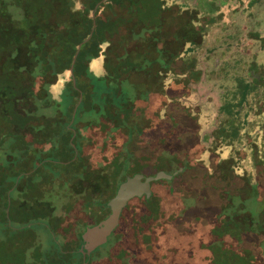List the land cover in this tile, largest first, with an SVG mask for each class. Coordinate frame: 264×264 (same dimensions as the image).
I'll return each instance as SVG.
<instances>
[{"label": "rangeland", "instance_id": "1", "mask_svg": "<svg viewBox=\"0 0 264 264\" xmlns=\"http://www.w3.org/2000/svg\"><path fill=\"white\" fill-rule=\"evenodd\" d=\"M174 1L184 7L188 3L194 5L200 16L210 20L209 25L204 21L203 27L199 20L196 23L202 30L210 29L205 43L196 37L201 42L196 47L199 59L196 69L203 72L200 77L186 72L175 74L167 69L179 54L162 46L164 36L167 39L169 35L165 30L171 17L161 19V15ZM138 3L128 0H0V186L11 187V213L20 205L27 210L28 220L24 227L29 240L5 242L8 237L0 222V264H44L37 260V253L49 264L56 252L53 248L62 246L59 237L69 227L58 230L57 216L65 215L66 218L69 214L64 210L77 201L78 193L83 190H87L85 201L91 196L94 202L99 199L91 191L102 190L103 198L107 196L104 185L97 182L98 174L107 163H116L123 143L127 147V129L131 127L136 131L145 127V133L134 135L130 143V148L140 157L154 156L151 143L162 142L165 134L173 137L175 129L164 131L165 121L160 125L164 133L159 132L156 125L159 116H150L149 122L143 118L145 102L142 100L154 84V73L160 67L166 72L163 78L165 93L157 94L152 101L154 105L147 106L146 110L150 113L160 107V114L166 119L185 120L183 116H187L183 134L185 138H195L194 142L208 132L216 133L217 126L219 132L224 128L232 134L226 113L229 110L233 116L234 110L240 108L243 81L251 79L252 84L249 103L239 109L249 112L242 140L220 141L217 137L214 141L205 137L207 143L202 144L199 152H191L192 163L193 159L198 161L188 172L177 174L170 182V186H174L172 194L162 184L153 183L152 190L160 198L165 212L156 222L159 223L157 253L168 251L166 242L174 245L176 238H187L188 247L183 252L195 255L199 249L197 240L207 242L223 236L218 233L219 226L236 231L229 229V212L221 210L230 192L241 199L239 211L244 218L240 222L251 223L249 231L243 230L240 234L236 231V236H246L242 245L251 249L254 258L258 256L259 264H264V213H261L264 203L257 198L248 201L250 185L247 181L251 176L256 185L264 187V129L260 127L264 121V101L257 98L264 96V76L260 79L254 66L249 71L250 64L264 67V0H209L208 3L205 0H138ZM230 3L233 4L231 9ZM256 33L261 34L260 37L256 38ZM172 38L179 40L180 33H174ZM154 42L157 46L153 50L150 46ZM123 44L127 52L119 55ZM46 45L50 48H43ZM187 46L193 45L187 43ZM182 66L178 61L174 71H182ZM24 77H29L36 93L29 86L28 96L19 94ZM107 98L117 105L108 113L104 109ZM233 99L231 106L226 103ZM122 103L133 104L131 112L137 118L123 124L126 134L116 132L122 120L118 124L107 121L108 117L119 119L118 106H123ZM223 103L224 109L226 103V113L219 114V106ZM14 104L31 118L42 117L39 124L31 121L17 130L16 126L5 122L3 110L10 111ZM27 105L33 109L27 110ZM138 119L142 120L136 123ZM241 120L237 121V126ZM11 123L18 124L17 121ZM166 125L175 126L176 122L171 119ZM69 137L70 145L66 143ZM70 159L72 161L67 163ZM85 164L88 171L85 178L69 182V178L76 175L75 170ZM155 166L164 171V166ZM143 171L149 174L155 170L147 166ZM107 174L110 179L112 171ZM38 179L47 181L43 190L38 188ZM181 182L184 187H180ZM80 201L81 196L77 205L78 224L70 226L77 232L82 229L80 220H88L87 213L85 215L81 209L85 202L83 200L81 206ZM136 202L133 199L131 205L137 206ZM11 223V233H18L20 223L13 219ZM165 226L168 229L164 231ZM7 246L10 250L5 256ZM94 250V255L104 252ZM78 251L82 252L81 248ZM78 251L72 250L63 264H78ZM162 261L171 264L172 260L168 257ZM131 264L147 263L139 260Z\"/></svg>", "mask_w": 264, "mask_h": 264}, {"label": "trees", "instance_id": "2", "mask_svg": "<svg viewBox=\"0 0 264 264\" xmlns=\"http://www.w3.org/2000/svg\"><path fill=\"white\" fill-rule=\"evenodd\" d=\"M82 1H88V0H82ZM128 1L130 3L134 2L135 4H140L138 3V0H128ZM205 1H207V3L209 2V0H205ZM118 4L119 3H117V5ZM232 5L233 4L228 5V7L231 9ZM136 6L137 5H135V7ZM216 7L218 8V6ZM39 16L41 15L39 14ZM166 16L171 17V21L167 23L169 30L168 29L165 30V33L169 35L167 39L163 35L165 43H163L162 46L163 48L168 49L172 53L179 54V57L176 60V62L174 64H170L169 66L170 68H167L168 71H170L171 73H175V74H178L180 72L192 73L200 77L201 69H198V70L196 69V64H197V61L199 60L196 55V51H197L196 47H198L197 45H201V42H198L196 40V37H199L203 42L204 37H206V35L210 33L209 32L210 29L207 30V27H206L202 30V28L196 25V23L199 20L198 23H200V26L203 27V24H205L204 21H208L206 24L209 25L210 20L205 19V17L200 16L198 14L196 7H194V5L190 3H188L186 7H184L182 3L180 6V4L176 2L172 5H167V7L164 9V12H162L161 19H166ZM39 20H41V18L38 19V21ZM166 22H167L166 20L162 21L163 24H166ZM217 26L218 24L215 27ZM211 29H214V28H211ZM176 32L180 33L179 40H174L172 38V35ZM260 35L261 34L256 33V38L257 36L260 37ZM263 38L264 37H262V39ZM137 41H141V40H137ZM187 43L189 44L191 43V45L193 46L186 47ZM120 46H121L120 49H123V51L122 50L118 51L119 55L121 54V52L122 53L124 51L127 52L126 51L127 48L124 44ZM156 46H157V43L154 42L152 46H150V48L154 50ZM43 48H50V47H47L46 45ZM26 49L28 48L26 47ZM28 52H29V49L27 53ZM189 55H191V57H189ZM178 61H180L183 64V66L181 69L182 71L176 72L174 71L175 70L174 65H176ZM253 66L255 67L254 71L259 74L260 79H261L262 76H264V67H262L261 65L259 66L257 64H250L249 71ZM154 74H155L154 84L150 86V89L146 93L145 99L142 100L143 102H145V106H143V109H144L143 118H144V121L149 122L150 116H153L152 118H156V116H159L160 118L156 121V125L158 126L159 132L163 134L164 131L168 132L169 130L172 131L173 129H175L174 135L172 137V136H169L168 134H165L166 135L165 139L160 143H156V145H154L153 142L151 141V139H154L155 136L153 138L151 137L149 142H152L151 149L153 151L152 153L154 156L148 155V154L147 155L145 154L143 157L138 156L135 153V151H133L130 148V143H132V138L134 135L142 136L145 133V127L140 128V130H136V131L135 129H132L131 127L127 129L124 126L126 122L129 120L131 121V119L135 118V116L133 115V112H131L133 110L134 105L122 103L123 106L121 105L118 106V109L121 110L118 115L119 119L116 120V118L112 119L111 117H108L107 121L110 123L113 120L114 122H116V124H118L119 122H121L120 120H122V123L118 124V126L116 127L117 128L116 132L123 131L124 133V131L126 132V129H127L128 134H126L127 132L124 133L128 137L127 139L128 143H125L127 147H125L123 143V145L120 146V149L122 148V150L120 152V155L117 158L116 163L114 165H110L109 163H107L108 165L106 164V166H103L101 168L100 173L98 174L99 180H97V182L101 183V185H104L102 187L105 188L104 191L107 192V196L105 198H103L104 194L103 192H101L102 190L101 191L97 190L96 193H93L91 191L92 195L98 196L99 198L95 202H94V196H91V198H88L89 201L88 200L85 201L84 196L86 194L85 191L87 190H83V192L78 193L79 196L77 198V205L79 204L78 200L81 196L80 205L81 203H83V200L85 202L84 206L81 205L82 212L85 215L87 213V216H88V220L84 223V225H82V230L80 234L84 232L85 230L84 228L86 225H88V223L93 224V225L97 224L100 220L104 219L108 215L110 210H109V207L107 206V201L110 200V198L114 195L118 184L121 181H123L126 176L132 175L137 172H141L147 166H150L155 171H161L162 167L160 166L156 167L155 166L156 164L164 166L163 170L166 173L173 174L174 171H177L178 174H181V173H185L186 171L188 172V170H190V168L194 166L193 164L198 161V159H193V163H192L191 152L194 151L195 154L199 152L200 150L199 148L202 147V144H200L201 140H199L198 142H194L195 138H192V139L185 138L183 134V130L186 127L185 121H186L187 116L185 115L183 116L185 117V120L183 118L180 119L178 117L177 118L168 117V119H166L165 116H163V114L162 115L160 114L162 112V108L160 107H158L157 109L153 110L150 113L148 110H146L147 106L150 108L154 105L152 101L154 100V97L157 94L165 93L166 87L163 86V78L166 74L165 70L160 67L156 70ZM20 83H21L20 88L22 90L19 94H21L22 96H28L27 93L30 92V90H26V89H28L27 87L32 85L31 80H29V77H26V78L24 77L22 78ZM243 84H244V90H243L242 95L239 98V104H238V107L240 108L242 107V109L247 103H249V100L251 99L249 98V92H250L249 90L252 84V80L251 79L244 80ZM30 89L33 90V93L37 92L36 89L33 88V86H31ZM257 98L259 99L261 98V100L264 101V96L257 97ZM233 101L234 99L226 103H229V105L231 106ZM226 103H225L226 109H224L223 107L224 103L220 106L221 113H224V114L226 113L225 112V110H227ZM114 106H117V105H113L107 98L105 105H104V109L106 110L105 112L108 113L112 109L114 110ZM222 107H223V111H222ZM26 108H28L27 110L33 109V107H31L30 105L29 106L27 105ZM240 108H238V110L236 109L234 110L235 114L233 116L230 115L232 114V112H229V110L226 113L228 117L226 120L230 121L228 126L231 128L232 134L229 132L230 130L228 129H224V128L221 129L219 136L221 137V139L224 138L222 140L227 141L230 139L234 141V139H237V138L242 140V137L244 135V133L242 134V129L243 128L245 129V127L247 126V123H248L247 115L249 112L248 111H246L245 113L241 112L242 109L239 110ZM3 112L5 113V118H4L5 122L8 121L7 123L12 125L13 127L16 126L17 130L22 129L23 127L21 126H23L24 123L27 124L31 121H33L34 124H36L35 122L39 124V121H41V118H42V117L31 118L29 115H26L22 109L18 108L17 104H14L10 111L3 110ZM240 118L242 119L241 124L240 126L239 124L237 126V121H239ZM142 119L136 120V123H138L139 120H142ZM171 119H173L176 122L175 126L166 125L167 123L171 121ZM13 121H17L18 124L11 123ZM162 121L166 122L165 127H164L166 129H164V131H162L163 129L160 127V125H164ZM263 123L264 121H262L260 125L262 130L264 129ZM157 135L158 134H156V136ZM69 141H70V137L67 139V142H66L67 144L70 145ZM166 144L169 147L168 146L165 147ZM107 146L108 145H106L105 148ZM70 161L72 160L71 159L67 160V163H70ZM253 161H254L253 165L255 167L256 164H255L254 158H253ZM81 166L82 167H80L78 170L77 169L75 170L76 175H73L71 178H69L70 179L69 182H72L73 180H77V179L82 180L85 178L86 173H88L87 164L81 165ZM111 171H112V177L109 179V176L107 173H111ZM247 181L250 185L249 187L250 190L248 191L249 192L248 201H250L252 198L253 199L257 198L264 203V195H261L264 193V192L262 193V190L264 191V187L260 188L258 185H256L255 184L256 181L251 180V176H248ZM41 182L42 181L38 179L37 183L40 184L38 185L39 189L40 188L42 189L45 187V185H47L46 183L47 181L42 182V183ZM156 182L165 186V188L168 190L169 193L171 194L173 193L174 190L170 186L171 180L161 179L158 181H154L153 183H156ZM183 185L185 184L183 183ZM10 190H11V187L6 188V186H2V187L0 186V212H1L0 222H2V225L4 227L2 228V230L5 232V235L8 237L7 239L5 238V242L8 243L9 241L11 243H14L15 240L16 242H18V239H20V241L29 242V240H27L28 230L25 229L24 227L25 226L24 224H26V221L28 220L27 210L22 205H20L17 207V209L13 213H11L10 206H9V204L11 203V199H10L11 191ZM38 192H40V190H38ZM22 195H27V194L23 193ZM38 195L40 196V194ZM236 195L237 194L235 193L229 192V195H226L227 203H225V205L221 208V210H223L224 212L225 211L229 212L227 215V217L230 218V219L227 218L229 219V222H230V223L228 222V224H230L229 229H232V230L235 229L236 231H239L238 234H240L241 232L243 233L246 230L249 231L251 227V223L250 221L246 223H243V221L240 222L242 218L244 217H243V214H241V212L239 211L240 210L239 203L241 202V199L239 200L238 196ZM233 196H235L236 198ZM133 199L137 201L136 203L138 205L137 206L131 205V202H130L123 208L121 215H120L119 224L115 228V230L112 232L113 236L112 235L109 236L108 241L105 244L95 249L96 251L104 250L102 254L98 253V255H94L93 251L89 254L79 252L78 249L81 248L82 244L84 243V241L81 238V235L79 234L78 247L72 246V244H74L75 242L74 243L73 242L64 243L63 241L62 246L59 245L60 247L56 246V248H53L55 249L54 251L56 252L50 257L49 264H63V260L65 261V259H69V257L72 255L73 253L72 250H75L76 253L78 251V254L80 256L78 264H84V263L85 264H131L134 262L137 263L139 260H143L147 264H163L162 260L167 259L168 257L171 258L172 260L170 262L171 264H259L260 263L258 261L259 258H257L258 256L254 258V256L251 255V249L244 248V246L242 245V242L246 236H239L238 238L236 236L237 232L236 231L230 232V230H225V227H224L225 225L221 227L219 226V229H218V233H221L223 236H217L216 239H213L207 242H202V241L200 242L199 240H197L199 249L195 252H197L198 254L195 253V255L193 254L186 255L185 252L183 251L185 248L188 247L186 245L188 239L185 238L184 240H182L181 238H176V236H173V239L176 238L174 245H171L172 243L170 242H166L167 244L166 248H168V251L166 252L167 254L164 253V254L159 255L157 253V250L159 249L158 248L159 236H157L156 234V228L159 223L157 224L156 222L159 221L157 217L161 213H165L161 208L160 198H158V196L153 192L150 198L140 197V198H133ZM198 200L199 199L197 198V201ZM192 201L194 202V199ZM71 206L72 205L70 203V205H68V208H70ZM261 213H264V211L261 210ZM251 216H252V213L248 217H251ZM91 217L94 219L92 220ZM12 219L20 223L18 233H11V231L13 232V225L11 223ZM167 227L168 226L163 227V230L168 229ZM262 231L263 229L258 231L257 233L262 232ZM16 246L18 248V243H16ZM30 246L31 244L29 245V247ZM9 250L10 249L8 246L4 249V252H7V255L5 256H8ZM36 258L37 260L45 264V260L43 256L39 257L37 253ZM69 262L70 261H67V263Z\"/></svg>", "mask_w": 264, "mask_h": 264}, {"label": "water", "instance_id": "3", "mask_svg": "<svg viewBox=\"0 0 264 264\" xmlns=\"http://www.w3.org/2000/svg\"><path fill=\"white\" fill-rule=\"evenodd\" d=\"M173 174L165 171H154L146 174L143 170L126 176L121 181L114 195L107 201L108 215L95 225L86 227L81 235L84 243L81 251L89 254L98 246L105 244L109 235L119 224V218L123 208L133 198H150L152 195V183L161 179L171 180Z\"/></svg>", "mask_w": 264, "mask_h": 264}, {"label": "flooded vegetation", "instance_id": "4", "mask_svg": "<svg viewBox=\"0 0 264 264\" xmlns=\"http://www.w3.org/2000/svg\"><path fill=\"white\" fill-rule=\"evenodd\" d=\"M201 73H203L202 72V70H201ZM219 108H220V106H219ZM219 114H221V112H220V109H219ZM212 131V130H211ZM215 132L216 133H213V132H208L206 135H201V139H199V140H201V143L200 144H206L207 142L204 140V138L206 137V139H208V140H210L211 138L214 140V141H216L215 139L218 137V139L220 140V141H224V140H222V139H224V138H222L221 139V137L219 136L220 135V132H219V130H218V126L215 128ZM198 140V141H199ZM177 171H174L173 172V176H172V179H171V181H173L176 177H177ZM183 182H181V184H182ZM180 184V187H184V185L182 184L181 185ZM172 187V189L174 188V186H171ZM178 187V186H177ZM77 193V192H76ZM152 194H153V190H152ZM132 200V199H131ZM131 200L127 203V204H129L130 202H131ZM71 207L69 208V209H67V210H64V212L65 213H68L69 215H66V218H65V215H63V216H61V215H59V216H57V224H58V230H63V229H65L66 227H68V231H66V232H63V234H62V236H60L59 238L61 239V241L63 242L64 241V243H67V242H75L74 244H72V246L73 247H78V236H79V234L81 233V230L82 229H80V231H78L77 232V230H76V228H74V227H70L72 224L73 225H75V226H77V224H78V222H77V201L75 202V201H73V202H71ZM72 210H74V211H72ZM71 212H73V214L72 215H70V213ZM119 220H120V218H119ZM87 220H85V221H82V220H80V224L82 223L83 225H84V223L86 222ZM101 221V220H100ZM99 221V222H100ZM93 224H89L88 223V225H86L85 226V228L87 227V226H92ZM95 225V224H94ZM84 228V229H85ZM112 234V233H111ZM80 235H82V234H80Z\"/></svg>", "mask_w": 264, "mask_h": 264}, {"label": "crops", "instance_id": "5", "mask_svg": "<svg viewBox=\"0 0 264 264\" xmlns=\"http://www.w3.org/2000/svg\"><path fill=\"white\" fill-rule=\"evenodd\" d=\"M205 38H206V37H204V40H203V41H204V43H205ZM202 43H203V42H202Z\"/></svg>", "mask_w": 264, "mask_h": 264}]
</instances>
